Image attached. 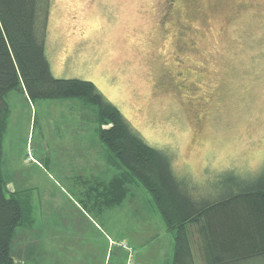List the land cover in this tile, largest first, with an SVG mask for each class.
<instances>
[{"label":"rangeland","instance_id":"374dc122","mask_svg":"<svg viewBox=\"0 0 264 264\" xmlns=\"http://www.w3.org/2000/svg\"><path fill=\"white\" fill-rule=\"evenodd\" d=\"M45 49L55 77L93 82L191 194L213 197L228 171L247 184L264 173V0H52ZM5 100L7 191L33 204L12 242L18 264H36L34 248L39 264H105L110 239L130 242L134 264L171 263L174 237L144 189L101 214L83 198V181L110 171L97 107L20 89Z\"/></svg>","mask_w":264,"mask_h":264},{"label":"trees","instance_id":"16d2710c","mask_svg":"<svg viewBox=\"0 0 264 264\" xmlns=\"http://www.w3.org/2000/svg\"><path fill=\"white\" fill-rule=\"evenodd\" d=\"M51 3L0 0V264H18L12 254L16 231L34 224L29 193L7 191L2 170V144L10 117L5 98L16 89L31 101L78 99L97 107L95 133L112 175L108 183L102 179L91 185L96 191L87 195L95 196L102 211L123 206L135 189H144L174 237L170 264H257L264 260V173L247 184L228 171L213 197L192 192L193 197L186 182L175 175L170 157L148 145L93 82L53 75L45 49ZM109 245L105 264H111L113 255L116 264H134L130 242L110 239ZM38 254L32 249L29 259L39 264Z\"/></svg>","mask_w":264,"mask_h":264},{"label":"crops","instance_id":"0c3cea01","mask_svg":"<svg viewBox=\"0 0 264 264\" xmlns=\"http://www.w3.org/2000/svg\"><path fill=\"white\" fill-rule=\"evenodd\" d=\"M110 170V169H109ZM111 173V174H110ZM101 174H102V171L100 170V173H99V176H97V177H93L92 179H93V182H89V181H83V184L84 185H89L90 187H88L89 189H87L85 192H82L83 193V198L84 199H86V198H88L89 200H92V208H95V207H97V208H99L98 209V213H102L101 212V209H100V207L99 206H96L97 205V203H96V198H95V196L94 195H91L90 194V196H88L87 195V193L88 192H94V191H96V190H93V187L94 186H91V185H94L95 183H99V182H101V180L103 179L102 178V176H101ZM108 174V176L104 179V181L105 182H109L110 181V179H111V175H112V172H111V170L107 173ZM117 207V205H115V207H113V208H116ZM109 209H110V207H108ZM35 260H33V262H34Z\"/></svg>","mask_w":264,"mask_h":264},{"label":"flooded vegetation","instance_id":"af4514ba","mask_svg":"<svg viewBox=\"0 0 264 264\" xmlns=\"http://www.w3.org/2000/svg\"><path fill=\"white\" fill-rule=\"evenodd\" d=\"M157 1H160V2H163V3L167 4L169 8H170L171 6H174V5H175V2H176V0H157ZM162 23H163V22H162ZM209 64H213V62L209 61V59H208L207 57H205V61H204V62H203V61H199V67H200V66H204V67H205V68H204V72H205V73L210 72V70L208 69ZM199 67H198V68H199ZM209 67H210V66H209ZM164 75H165V73H164ZM204 83H205V84H204ZM202 84H203L204 86H206L207 81H205V82L203 81ZM206 87H207V86H206Z\"/></svg>","mask_w":264,"mask_h":264},{"label":"built area","instance_id":"2783aa9c","mask_svg":"<svg viewBox=\"0 0 264 264\" xmlns=\"http://www.w3.org/2000/svg\"><path fill=\"white\" fill-rule=\"evenodd\" d=\"M28 158H29L30 161L34 160L33 155H32V150H31L30 146L28 147ZM129 264H131V263H129Z\"/></svg>","mask_w":264,"mask_h":264}]
</instances>
